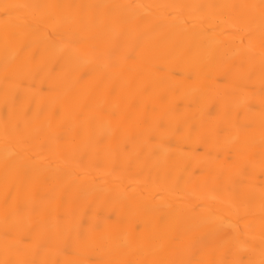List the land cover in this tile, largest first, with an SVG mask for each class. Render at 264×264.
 I'll list each match as a JSON object with an SVG mask.
<instances>
[{
	"label": "bare ground",
	"instance_id": "bare-ground-1",
	"mask_svg": "<svg viewBox=\"0 0 264 264\" xmlns=\"http://www.w3.org/2000/svg\"><path fill=\"white\" fill-rule=\"evenodd\" d=\"M0 264H264V0H0Z\"/></svg>",
	"mask_w": 264,
	"mask_h": 264
}]
</instances>
